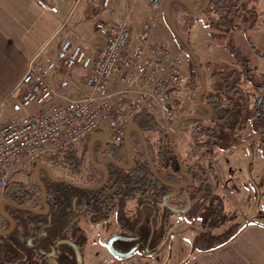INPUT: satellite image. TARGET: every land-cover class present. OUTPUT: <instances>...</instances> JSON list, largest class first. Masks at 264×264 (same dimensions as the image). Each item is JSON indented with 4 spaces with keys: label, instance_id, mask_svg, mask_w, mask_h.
Returning <instances> with one entry per match:
<instances>
[{
    "label": "built area",
    "instance_id": "obj_1",
    "mask_svg": "<svg viewBox=\"0 0 264 264\" xmlns=\"http://www.w3.org/2000/svg\"><path fill=\"white\" fill-rule=\"evenodd\" d=\"M153 27L149 19L133 44L129 26L120 20L97 54L65 39L54 57L30 61L7 99L16 114L0 126V192L42 156L69 149L83 153L91 138L100 148V132L122 144L134 116L162 106L168 91L182 85V57L167 42L150 43ZM76 71L85 77L77 86L79 94L72 96ZM115 77L121 89L111 87Z\"/></svg>",
    "mask_w": 264,
    "mask_h": 264
},
{
    "label": "flooded vegetation",
    "instance_id": "obj_2",
    "mask_svg": "<svg viewBox=\"0 0 264 264\" xmlns=\"http://www.w3.org/2000/svg\"><path fill=\"white\" fill-rule=\"evenodd\" d=\"M179 130L184 137L187 136L181 125ZM169 131L165 138L167 145L164 152V168L167 171H176L182 179L179 183H170L184 184L190 181L189 177L181 173L177 153L183 163L184 171L193 177V182L189 187L180 190L171 189L165 185L169 189L164 190L160 207L155 208L154 216L150 215L146 220L147 212H152L154 206L153 195L148 197L149 201L146 202L148 207L143 208L146 212L144 219L151 228L159 226L161 230L168 228L169 218L173 214L181 215L188 221H194L196 218L199 220V212L196 213V209L200 202L207 196L203 203L205 207L213 200L210 176L214 173V164L212 159L208 160L209 157L203 154L204 151L207 152V149L195 148L194 152L190 150L187 154L181 153L174 133L172 142ZM133 132L130 134V141ZM169 142L175 153L169 151ZM122 147L125 150L120 157L115 150ZM102 148L103 145L99 149L97 145H94L93 152L87 148L86 152L80 154L71 153L70 155L68 152H60L51 157L50 165H48L54 175L63 181L56 182L50 177L53 184L51 193H46V202L49 205L46 213L35 212L44 211L45 205L42 189L40 188L41 195L31 190V174L28 172L24 173L25 178L22 181L24 183L15 193L9 186L0 192V206L2 205L6 214L15 223L11 233L0 236V264H87L93 256L102 251L109 254L110 259H107V264H111L113 260H125L117 258L108 248L107 244L111 239L114 249L121 253L133 248H136L137 252L143 248L141 237L135 230L136 219L140 214L138 203L136 204V199L131 195L126 196L125 185L124 192L120 194L122 191L120 183L125 181L127 172L133 171L135 164L129 169H123L114 162H101L112 159L124 165H131L125 146V137L120 145L108 142L105 151L100 155ZM172 155L175 159L170 158ZM203 158H206L209 163L205 165ZM33 168L29 167L32 172ZM105 169L108 172V178L103 187L98 190L87 189L99 186L105 181ZM44 170L41 168L39 176L45 175ZM60 170L65 172L61 173ZM199 179L200 187L194 191V186ZM133 180L134 178L129 180V189L134 187ZM59 188L64 189V199L58 203ZM165 196H170L166 199V203L163 202ZM21 207L31 208L34 211L24 210ZM170 207L187 209V212L176 213ZM11 226L12 221L0 211V232L10 229ZM162 243L163 241L153 246L150 244L151 249L154 247L159 249Z\"/></svg>",
    "mask_w": 264,
    "mask_h": 264
},
{
    "label": "trees",
    "instance_id": "obj_3",
    "mask_svg": "<svg viewBox=\"0 0 264 264\" xmlns=\"http://www.w3.org/2000/svg\"><path fill=\"white\" fill-rule=\"evenodd\" d=\"M41 1L48 4L47 0ZM192 3L196 9H200L203 7L205 0H201L199 3ZM257 4L258 0H212L208 9L202 15L197 16L181 2L174 1L170 5V12L175 24L180 32L186 37L190 45L191 40L189 35L191 34L192 29L200 23L205 29V34L211 44L218 43L220 46L233 51L230 44L231 42H234L236 33H242L247 37L249 32L264 28V11H261ZM48 6L51 8L50 4H48ZM179 19L182 21V25L179 23ZM179 43L184 52L189 56V65L199 80L197 88H187L184 90L188 92H197L201 88V80L197 72L196 64L190 56L188 49L180 41ZM234 51H236V47ZM260 57L264 58V56ZM245 58L248 64H240L239 67H234L232 69L226 65L216 69L214 68L213 63L207 62L203 64L200 62L205 77L206 72H208L211 81L208 83L209 79L206 78L209 88L206 93L201 95V100L212 107L214 112L212 118L208 121L196 119L188 120L181 125V128L186 134H188L189 141L193 147L191 148V151L194 152L195 148L200 150L207 149V152L204 151L203 154L206 157H209L208 160L210 161L213 159L212 157H214L215 150L227 152L240 146L242 141L239 140V137L248 125L251 126L255 132L261 129L258 120L264 117V115H260V108L264 104V93L261 91L264 88V82L259 83L256 76L264 77V73L259 72L256 67L250 65L248 56H245ZM241 82H243V85H250L251 88H254L257 91L253 106L251 105V96L254 94H247V91L245 92ZM180 90H183V88H173L168 91V94H172V92L179 93ZM261 97H263V99L259 105V99ZM191 104L192 105L186 114H208V111L199 106L194 98L192 99ZM183 116L185 115L179 117L176 116L174 121H177ZM133 123H135L145 134L148 149L158 175L169 182H181L182 179L179 178L176 171L171 172L164 168V152L166 148L165 146L167 145L165 138L168 134V130L160 123L152 112L147 110L134 116ZM131 145L135 167L132 172L129 171L126 173L124 177L125 181H121L120 184L122 186V191H120V194L124 192L123 186L125 185L126 196L131 195L138 203V209L140 210L138 213L140 214L136 219L135 230L137 235L141 237L140 240L142 241L143 248L139 249L137 252L145 253L144 248L150 250L155 249L156 252L158 247L151 249L150 244L152 246L158 243L160 244L165 239L169 227H165L164 230H161V227L159 226L151 228L144 219V214L146 212L143 211V208L148 207L146 202L149 201L148 197L152 194L154 206L152 212H147L146 220L149 219L148 216L150 215L153 217L156 210L155 208L160 207L161 196L164 190L169 188L160 183L153 175L146 157L145 149L137 132L132 133ZM168 146L169 151L175 153L170 142L168 143ZM124 150L125 148L122 147L116 149L115 152L122 157ZM65 152H68V154L71 155L73 150L69 149ZM54 155L44 156L40 161L46 162L50 165L51 157ZM170 158L175 159V156L172 155ZM34 164H36L35 161L32 163V167ZM29 172L31 174V190L34 193L39 192V195H41L40 186L36 182L32 170ZM44 172L45 175H41L40 178L46 186L47 194H50L53 183L47 172L45 170ZM132 178H134V187L129 189V180H132ZM199 181L200 179L194 186V191L200 187ZM23 183L24 182L22 181H10L7 186H9L10 189H13L15 193ZM58 190L57 200L59 203L64 199V189L59 188ZM212 196L213 200L210 204L203 207V203L207 199V196H205L196 209V213L199 212L198 218L200 225H205V221H208L209 218L223 222L227 220V216L221 214L223 212L222 196L216 193H213ZM59 206L60 205H58V207ZM203 215L204 218L202 219L201 217ZM245 223V220H242L241 223L234 222L227 229L216 234H211L210 229L203 230L195 237L192 247L194 250H209L216 248L234 237ZM203 229L206 228L204 227Z\"/></svg>",
    "mask_w": 264,
    "mask_h": 264
},
{
    "label": "crops",
    "instance_id": "obj_4",
    "mask_svg": "<svg viewBox=\"0 0 264 264\" xmlns=\"http://www.w3.org/2000/svg\"><path fill=\"white\" fill-rule=\"evenodd\" d=\"M104 1L93 0L90 4V13L100 14L107 10L111 5V0H108L107 5H104ZM190 1L194 2L193 0ZM82 2L83 0H47V3L51 6L50 8L48 4H45L41 0H0V126L16 114L14 105L7 102V99L26 72L28 64L37 56L48 58L56 55L60 45L59 42L63 38L62 31L66 26L74 27L76 23L70 24V21L77 7L83 4ZM164 6L162 0H159L158 4H150L147 0H114L112 8L107 11L113 14L111 16L112 19H116L114 23L120 20L126 22L131 30V42L133 44L138 42L143 25L149 19H152L154 27L150 35V43L167 42L172 52L182 57L184 62L182 74L183 77H186L187 81H190L193 72L190 69L189 60L183 54L179 41L164 19ZM257 6L261 11H264V0H258ZM108 12L106 13L107 15ZM90 30L92 31L86 30L84 33L86 44L83 46L91 54H97L105 45V31L102 30L101 33L95 32L92 28ZM251 33H255L256 38H258L260 35H264V28L257 29ZM239 37H242L241 33H236L235 40L238 41L236 42L237 46L242 47L244 44ZM189 38L192 47L194 46L201 53L198 56L201 63L216 62L214 57L216 56L217 58L216 49L220 46L215 48L209 42L205 29L200 23L192 29ZM196 40H199V42ZM245 53L242 54V57L247 56ZM255 56L256 58H254ZM260 56L264 55L256 52L249 55L248 58L252 67H256L259 72L264 73V70L259 67L261 64L264 65V58ZM76 73L83 75L81 71L80 73L78 71ZM206 78L209 79L208 72H206ZM83 79L79 81V79L73 77V81L71 82L74 88L72 96L79 94L77 86L82 83ZM210 82L209 79L208 83ZM111 87L115 90L121 89V80L115 77L112 80ZM249 87L251 88L250 85ZM180 91L179 93L183 92ZM185 93H188V91ZM172 95L168 94L162 104H166V102L170 104V101L174 99ZM193 95H195V92H193ZM185 99L186 104H181L180 110L187 109L186 105L190 104L191 100L188 99L187 95ZM170 108H172V105H170ZM170 108L167 107V109ZM167 112L172 118L176 115L175 111L171 110ZM163 126L165 127V125ZM240 146L222 154L226 155L228 152L238 151ZM217 151L219 150H215L214 152V162H216L218 157L216 156L219 153ZM238 154L240 155L242 152L238 151ZM205 161L206 163L208 162L207 159L203 158L204 163ZM211 176L215 182V185L211 184L213 193L218 194V190H221V187H217L219 179L216 166H214V173ZM246 201L247 203L249 202V200ZM257 209L254 212L250 211V214L252 213L251 216L249 214L245 217L246 223L234 237L216 248L194 250L191 242L202 231L197 230L194 234H190L187 230L188 228L185 226L187 224L185 222H195V226L199 227L200 221L195 219L189 222L184 219V231H168L161 247L156 252H136L125 260H113L111 264H264V211L257 212ZM179 234L182 235L184 241L187 239V242L183 243V247L188 248L190 254L185 260L176 263L172 261L173 256L166 253L164 248H167V245L172 248L173 241ZM107 259H110L109 254L102 251L93 256L87 264H107Z\"/></svg>",
    "mask_w": 264,
    "mask_h": 264
},
{
    "label": "rangeland",
    "instance_id": "obj_5",
    "mask_svg": "<svg viewBox=\"0 0 264 264\" xmlns=\"http://www.w3.org/2000/svg\"><path fill=\"white\" fill-rule=\"evenodd\" d=\"M93 0H83V4L79 5L76 9V12L74 15H72L70 24H74V27L66 26L64 27L62 34L63 38L60 42H62L65 39H71L74 42H77L81 44L82 46H85V37L84 33L86 30L91 32L90 28H92L95 32H101L102 30L105 31V38L107 39L108 33L112 26H114V22L116 19H112L111 16H113L112 13H109L107 10H110L112 8V5L114 3V0H111L110 7L101 12L100 14L90 13V4ZM195 3H199L201 0H193ZM166 0H162V4L165 5ZM108 12V15L106 14ZM179 23L182 25V21L179 19ZM242 37H239V39L242 41L244 46L238 47L236 41L234 39V42H231L230 47H232L231 51L230 49H226L222 46H220L218 43H212L213 46L218 47L216 49V56L214 59L216 60L214 64V68H220L222 66H229L230 69L234 67H239L240 64H246V58L242 57V54L245 53V55L249 56L251 54L260 53L264 55V35H260L258 38H256L255 33L249 32L248 36L245 37L244 34L241 33ZM199 42V40H196ZM59 42V44H60ZM245 42L246 45H245ZM89 43V42H88ZM92 43V42H90ZM58 44V45H59ZM194 47V46H193ZM236 47V51L235 50ZM225 49V50H224ZM183 50V49H182ZM194 50L196 51L197 56H200L201 53L198 49L194 47ZM215 50V49H214ZM218 50V51H217ZM238 51V52H237ZM183 54L189 59V56L184 52ZM200 54V55H199ZM252 58V57H251ZM256 58V56L254 57ZM190 63V62H189ZM259 67L264 70V65H259ZM191 69V67H190ZM192 71V69H191ZM77 72V71H76ZM74 72L73 77L79 79H83L85 75L83 74H77ZM80 73V71H78ZM193 72V71H192ZM192 78L190 81H187L185 79L186 77H183L182 85L178 87H182L183 91L182 93H175L172 92V97L177 100H171L170 104L166 102V104H162V106H156L151 110V112L157 117V119L160 121L161 124L165 125L167 129H171L172 124L174 123V118L181 115H186V112L191 107V101L193 98V91H189L188 93H185L186 91L184 89L187 88H197L199 85V80L196 77V74L193 72L191 74ZM256 79L259 83L264 82L263 76H256ZM243 85V82H241ZM243 88L247 94H254L251 96V105L253 106L254 101L256 99L257 91L254 88H250L249 85H243ZM201 89V88H200ZM180 91V92H181ZM264 93V89L261 90ZM184 94V95H183ZM186 95L188 99H190V104L186 105L187 109L180 110L181 104H186ZM170 105H172V108H170ZM169 107L170 109H167ZM175 111L176 115L174 118L169 115L167 111ZM184 113V114H183ZM260 115H264V104L260 108ZM258 124L261 126V129L258 131H253L251 126H247L242 134L239 137V140L242 141L241 146L238 151L242 152V154H238V151H232L228 152V154L224 155L222 153V150L217 151L218 156L216 162H214V157H212L213 164L216 166L217 174H218V185L217 187L221 190H218V194H221L223 198V212L221 214H225L227 216V220L225 222L223 221H215L213 218H209L208 221H205V225L201 224L199 227L195 226V222L188 223L185 222V217H182L178 214H173L169 218V231H176L179 230L180 232L184 231V223H187L185 226L188 228V232L190 234H194L195 231L200 230H211V234H216L219 232H222L223 230L227 229L229 226H231L234 222L241 223L242 220L245 219L247 215L250 214V211L254 209L256 203L258 202V193H260L259 202H258V209L257 212L264 211V117L260 118L258 120ZM177 134L174 133V138L179 146V149L181 153H189L191 150V142L189 141V137L187 134V138L184 137V135L179 131V129L176 130ZM252 152L253 159L249 166V172L250 176L247 175L246 171V163L250 158V153ZM242 155V156H241ZM243 158H241V157ZM206 159V158H205ZM244 159V160H243ZM206 165V161H205ZM230 168V169H229ZM25 171V172H24ZM20 174L16 175L12 181H23L25 178L24 173H30V169H26ZM60 172L64 173L65 171ZM240 173V174H239ZM239 174V175H238ZM210 181L212 185H215L214 179L212 176H210ZM247 195H249L247 197ZM246 200H249L247 203ZM204 218V215L201 217ZM197 219V218H196ZM188 220V219H186ZM198 220V219H197ZM171 222V226H170ZM189 222H192L191 220ZM223 223V224H222ZM184 224V225H183ZM199 224V223H198ZM191 225V226H189ZM206 229H203V228ZM234 229V228H233ZM180 237L182 238L180 240ZM187 242V239H183L182 235L179 234L175 240L173 241L172 248H170L169 245H167V248H164V251L168 254H171L172 261H175L176 263H180L182 260H185L186 257L190 254L189 249L186 247H183V243ZM191 244H194V240L191 242ZM189 245V244H188Z\"/></svg>",
    "mask_w": 264,
    "mask_h": 264
},
{
    "label": "water",
    "instance_id": "obj_6",
    "mask_svg": "<svg viewBox=\"0 0 264 264\" xmlns=\"http://www.w3.org/2000/svg\"><path fill=\"white\" fill-rule=\"evenodd\" d=\"M174 1H179L181 2L182 4H184L194 15H202L209 7L210 3L212 0H205V3L203 5L202 8L200 9H196L193 5V3L190 1V0H166L165 2V6H164V19L167 23V25L169 26V28L171 29V31L174 33V35L178 38V40L188 49L189 53H190V56L193 58L195 64H196V68H197V72L199 74V77H200V80H201V89H199L195 95H194V99L196 101V103L201 106L202 108H204L205 110L208 111V114L207 115H203V114H188L184 117H182L181 119L177 120L176 122L173 123V126H172V129L169 131V136H170V139L172 140L173 142V132L175 130L178 129V127L185 123L186 121L188 120H192V119H196V120H201V121H208L212 118V115H213V108L210 107L208 104L204 103L202 100H201V95H203L204 93L207 92L208 90V84H207V81H206V77L202 71V66L200 64V61L198 59V56L196 55V52L194 51L193 47L189 44V42L187 41L186 37L180 32L179 28L177 27V25L175 24L172 16H171V12H170V5L172 2ZM262 99L263 97H261L259 99V105L261 104L262 102ZM134 130L136 131L140 138H141V141H142V144H143V147L145 149V152H146V156H147V159L149 161V164L151 166V169H152V172L154 174V176L156 177V179L168 186L169 188L171 189H175V190H180V189H184V188H187L189 187L192 182H193V177L190 175V174H187L185 171H184V166H183V163L181 161V158L179 156V154L177 153V158H178V162L180 164V170H181V173L184 175V176H187L190 178V181L187 182V183H184V184H174V183H170V182H167L166 180L162 179L161 177H159L158 173L156 172V169L154 167V164L151 160V156H150V152H149V149H148V143H147V140H146V137L143 133V131L135 124V123H132L129 125V127L127 128L126 130V135H125V146H126V150H127V155H128V158L131 162V165H124V164H121L119 163L118 161L116 160H112V159H108V160H104V161H101L102 163H107V162H114L116 165H118L119 167L123 168V169H129L131 168L134 164H135V161L132 157V146H131V141H130V134H131V131ZM100 135H102L103 137V148L100 152V155L105 151L107 145H108V141H107V138L105 136L104 133H99ZM88 150L90 152H93V139L91 138L90 141H89V145H88ZM252 159H253V155H252V152L250 153V158L249 160L247 161L246 163V171H247V175L250 176V172H249V166H250V163L252 162ZM41 168H44L48 174L50 175V177L52 178V180L56 181V182H61L63 181L62 179H59L57 178L52 169L50 168L49 165H47L46 163H38L35 167H34V170H33V175H34V178L36 180V182L39 184L40 188L42 189V194H43V202H44V205H45V210L44 211H35V212H38V213H46L49 209V205L48 203L46 202V187L44 185V183L42 182L40 176H39V172H40V169ZM105 172H106V178H105V181L99 185V186H96V187H93V188H87V189H91V190H98L100 189L101 187H103V185L105 184L107 178H108V172L107 170L105 169ZM170 197V196H165L163 198V202L166 203V199ZM259 197H260V193H258V202H259ZM258 202L256 203L254 209L252 210V212H254L257 208H258ZM12 204H15L13 202H11ZM17 205V204H15ZM18 206V205H17ZM22 209L24 210H32L34 211L33 209L31 208H25V207H21ZM170 209L176 213H185L187 212V209H184V210H181V209H176L174 207H170ZM0 211L1 213L6 216L8 219H10L12 221V226L10 229L6 230V231H3V232H0V236H4V235H7L9 233H11L14 229V226H15V223L14 221L9 217L8 214H6V212L4 211L2 205L0 206ZM252 215V213L250 214V216ZM122 238V237H121ZM116 239V238H114ZM123 239V238H122ZM108 248L112 251V253L119 259H126V258H129L131 257L135 252H136V248H133L131 249L130 251L128 252H125V253H121V252H118L117 250L114 249L113 245H112V239L108 242L107 244ZM155 252V249H148L146 248L145 250V253H154Z\"/></svg>",
    "mask_w": 264,
    "mask_h": 264
}]
</instances>
